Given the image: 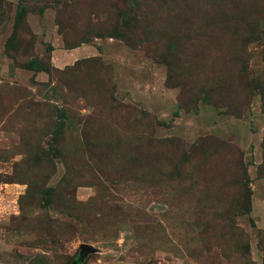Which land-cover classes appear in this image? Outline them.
Returning a JSON list of instances; mask_svg holds the SVG:
<instances>
[{
  "label": "rangeland",
  "instance_id": "rangeland-1",
  "mask_svg": "<svg viewBox=\"0 0 264 264\" xmlns=\"http://www.w3.org/2000/svg\"><path fill=\"white\" fill-rule=\"evenodd\" d=\"M0 264H264V0H1Z\"/></svg>",
  "mask_w": 264,
  "mask_h": 264
},
{
  "label": "trees",
  "instance_id": "trees-1",
  "mask_svg": "<svg viewBox=\"0 0 264 264\" xmlns=\"http://www.w3.org/2000/svg\"><path fill=\"white\" fill-rule=\"evenodd\" d=\"M0 2H1V0H0ZM26 16H27V11H26L25 7H21L19 12H18V15H17L15 25L16 26L20 25L24 21ZM12 42H13V37L8 42V49L12 48ZM37 67H39V62L33 61L30 65L26 66L25 68H27L29 70L36 71V70H39Z\"/></svg>",
  "mask_w": 264,
  "mask_h": 264
},
{
  "label": "water",
  "instance_id": "water-1",
  "mask_svg": "<svg viewBox=\"0 0 264 264\" xmlns=\"http://www.w3.org/2000/svg\"><path fill=\"white\" fill-rule=\"evenodd\" d=\"M81 255H80V262H84L85 261V259H86V257L88 256V254L90 253V252H92V249L89 247V246H87V245H83L82 247H81Z\"/></svg>",
  "mask_w": 264,
  "mask_h": 264
}]
</instances>
